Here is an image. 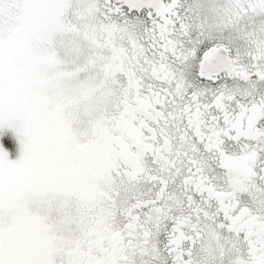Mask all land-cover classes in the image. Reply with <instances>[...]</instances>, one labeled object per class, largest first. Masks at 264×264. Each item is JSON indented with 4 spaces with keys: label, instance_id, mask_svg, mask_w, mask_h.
Instances as JSON below:
<instances>
[{
    "label": "snow or ice",
    "instance_id": "snow-or-ice-1",
    "mask_svg": "<svg viewBox=\"0 0 264 264\" xmlns=\"http://www.w3.org/2000/svg\"><path fill=\"white\" fill-rule=\"evenodd\" d=\"M0 264H264V0H0Z\"/></svg>",
    "mask_w": 264,
    "mask_h": 264
}]
</instances>
